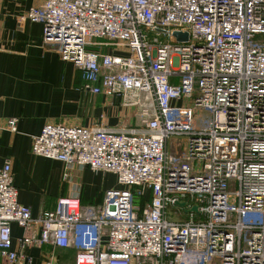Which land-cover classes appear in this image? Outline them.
Listing matches in <instances>:
<instances>
[{
    "label": "built area",
    "instance_id": "2783aa9c",
    "mask_svg": "<svg viewBox=\"0 0 264 264\" xmlns=\"http://www.w3.org/2000/svg\"><path fill=\"white\" fill-rule=\"evenodd\" d=\"M24 17L140 126L47 123L33 136L34 155L115 175L97 206L75 189L33 218L5 160L0 260L31 264L25 249L51 244L73 246L74 264H264V0H44ZM99 40L120 50L88 49ZM194 107L210 113L200 125Z\"/></svg>",
    "mask_w": 264,
    "mask_h": 264
},
{
    "label": "crops",
    "instance_id": "0c3cea01",
    "mask_svg": "<svg viewBox=\"0 0 264 264\" xmlns=\"http://www.w3.org/2000/svg\"><path fill=\"white\" fill-rule=\"evenodd\" d=\"M44 0H0V166L8 160L17 200L30 208L33 218L55 207L60 196L79 190L82 205H98L105 191L114 187L102 173L88 167H73L56 159L34 155L32 138L47 123L139 129L135 109L120 106L102 94L86 90L81 71L62 60L54 46L43 41V25L24 17ZM88 49L109 53L120 50L109 44ZM17 118L16 131L6 120ZM67 175H64V174ZM111 173V172H107ZM114 177L115 175L111 173ZM115 177V187H117ZM12 245L19 250L23 230L11 224ZM38 230V227H35ZM105 240V237H103ZM31 264H74L76 249L51 244L29 246ZM0 264H6L0 260Z\"/></svg>",
    "mask_w": 264,
    "mask_h": 264
},
{
    "label": "rangeland",
    "instance_id": "374dc122",
    "mask_svg": "<svg viewBox=\"0 0 264 264\" xmlns=\"http://www.w3.org/2000/svg\"><path fill=\"white\" fill-rule=\"evenodd\" d=\"M193 115L196 120L197 125H200V120L201 119H206L210 117V113L208 111H204L202 108L194 107L193 108ZM104 175V178L109 182V183H114L115 187V177L111 173L104 172L102 173ZM112 187V188H114ZM228 192L232 193L235 192L237 187L233 181L228 182ZM138 203V202H137ZM147 203V202H145ZM139 204V203H138ZM140 205V204H139Z\"/></svg>",
    "mask_w": 264,
    "mask_h": 264
},
{
    "label": "water",
    "instance_id": "95a60500",
    "mask_svg": "<svg viewBox=\"0 0 264 264\" xmlns=\"http://www.w3.org/2000/svg\"><path fill=\"white\" fill-rule=\"evenodd\" d=\"M174 35L176 36V38L178 40H181V39H184L185 38V35L182 34V33H174ZM176 204H179L180 206H184L185 205V202H176ZM189 211H193V212H196L197 211V207L196 206H192Z\"/></svg>",
    "mask_w": 264,
    "mask_h": 264
},
{
    "label": "trees",
    "instance_id": "16d2710c",
    "mask_svg": "<svg viewBox=\"0 0 264 264\" xmlns=\"http://www.w3.org/2000/svg\"><path fill=\"white\" fill-rule=\"evenodd\" d=\"M138 203L140 204L141 207L145 205V199L143 197H139Z\"/></svg>",
    "mask_w": 264,
    "mask_h": 264
}]
</instances>
